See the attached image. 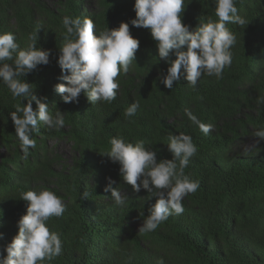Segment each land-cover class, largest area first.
I'll return each mask as SVG.
<instances>
[{
    "label": "trees",
    "instance_id": "16d2710c",
    "mask_svg": "<svg viewBox=\"0 0 264 264\" xmlns=\"http://www.w3.org/2000/svg\"><path fill=\"white\" fill-rule=\"evenodd\" d=\"M55 11L43 0H0V32H12L21 48L38 27L37 47L51 50L50 63L39 66L25 80L38 97L46 96L50 110L65 114V126L48 130L42 124L33 133L36 147L25 157L9 117L14 100L0 84V255L17 234V221L26 214L21 190L48 188L60 196L66 211L51 217L47 226L60 233L62 254L42 264H264V141L252 135L264 127V0H237L244 26L228 24L236 36L233 60L222 78L202 76L195 88L181 79L167 89L150 31L131 25L140 41L136 63L117 79L120 87L111 103L90 104L83 93L79 103H64L53 88L59 79L58 47L66 30L64 16L89 17L98 29L115 28L135 18L134 0H57ZM94 6V9L90 5ZM88 7L89 11H87ZM212 0H185L183 22L196 27L214 14ZM175 59V57H172ZM139 103L136 114L125 109ZM26 103V102H25ZM56 106V107H55ZM35 109V104H33ZM192 111L212 124L207 135L185 115ZM180 132L192 137L197 154L184 169L200 187L182 201L184 211L171 215L149 233L138 228L155 200L133 192L119 173V165L102 154L117 135L129 141L144 140L157 159H171L167 137ZM255 142L245 150V141ZM60 143L70 146L72 160L57 154ZM107 177L129 196L118 207L104 191ZM87 193V196L84 195ZM145 214V216H144Z\"/></svg>",
    "mask_w": 264,
    "mask_h": 264
},
{
    "label": "clouds",
    "instance_id": "9594fccd",
    "mask_svg": "<svg viewBox=\"0 0 264 264\" xmlns=\"http://www.w3.org/2000/svg\"><path fill=\"white\" fill-rule=\"evenodd\" d=\"M237 0H212L216 19H200L196 27L183 22L185 0H134L135 18L121 22L118 27L98 29L89 17L64 16L66 30L58 47L57 64L61 71L53 90L64 103H79L83 95L90 104L111 103L117 96L120 83L117 79L136 63L140 41L134 38L129 25L150 31L156 43L159 60L167 64L166 72L158 79L167 89L181 79L195 88L202 76L222 78L223 71L233 60L231 49L236 36L228 24L244 26L247 21L238 14ZM38 27L29 36V43L21 48L12 32H0V84L11 93L14 111L9 117L25 157L36 147L33 133L39 132L42 124L48 130H59L65 126V114L56 106L50 110L48 98L38 97L32 84L25 77L39 66L50 63L51 50L37 47ZM172 57H175L173 59ZM26 102V103H25ZM35 104V109L33 108ZM258 106H264V97H257ZM139 108L133 102L124 111L125 118L133 117ZM185 115L192 125L207 135L212 124L202 122L191 110ZM256 143L264 141V127L252 134ZM110 148L102 156L119 165L122 180L133 192L147 193L148 201L155 200L147 209L140 224V233L155 231L169 216L183 213L182 201L200 187L198 180L186 175L184 169L197 154L192 137L180 132L167 137V151L171 159H157V152L146 147L144 140L129 141L123 136L109 140ZM104 191L110 193L118 207H127L129 196L122 194L116 181L106 178ZM87 196V193H84ZM19 199L26 202V214L17 221V234L0 255V264H42L62 254L63 242L60 233L51 231L47 222L51 217H61L66 211L63 199L48 188L21 190ZM3 236L0 234V239ZM159 264H163L161 260Z\"/></svg>",
    "mask_w": 264,
    "mask_h": 264
},
{
    "label": "rangeland",
    "instance_id": "374dc122",
    "mask_svg": "<svg viewBox=\"0 0 264 264\" xmlns=\"http://www.w3.org/2000/svg\"><path fill=\"white\" fill-rule=\"evenodd\" d=\"M57 0H43L44 5L51 11H55L56 9V2ZM95 1V0H94ZM91 8L94 9V6L91 4L90 5ZM87 11L91 10L88 7H86ZM255 142L253 141H245V146L244 149L245 150H250L254 147ZM56 152L57 154H59L62 159L66 162H70L72 160V153L70 151V146L66 143H60L58 144V146L56 147Z\"/></svg>",
    "mask_w": 264,
    "mask_h": 264
}]
</instances>
